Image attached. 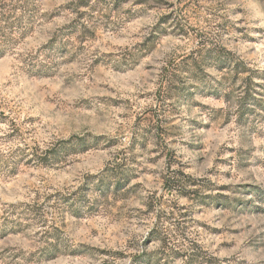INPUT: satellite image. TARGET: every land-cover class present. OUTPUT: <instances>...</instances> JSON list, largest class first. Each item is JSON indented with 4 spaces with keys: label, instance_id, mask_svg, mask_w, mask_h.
I'll list each match as a JSON object with an SVG mask.
<instances>
[{
    "label": "rangeland",
    "instance_id": "rangeland-1",
    "mask_svg": "<svg viewBox=\"0 0 264 264\" xmlns=\"http://www.w3.org/2000/svg\"><path fill=\"white\" fill-rule=\"evenodd\" d=\"M0 264H264V0H0Z\"/></svg>",
    "mask_w": 264,
    "mask_h": 264
}]
</instances>
